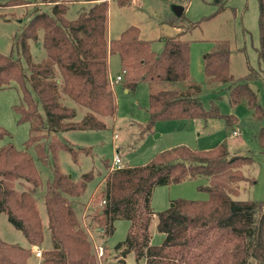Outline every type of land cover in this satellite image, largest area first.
Here are the masks:
<instances>
[{"label": "trees", "instance_id": "16d2710c", "mask_svg": "<svg viewBox=\"0 0 264 264\" xmlns=\"http://www.w3.org/2000/svg\"><path fill=\"white\" fill-rule=\"evenodd\" d=\"M34 1L53 5L50 11L36 7L23 31L15 37L27 70L19 56L0 52V88L12 82L18 84L21 101L13 108L19 123L30 124L25 149H18L11 142L0 147V214L8 215L29 246L9 243L0 237V264H28L33 247L44 240L43 220L35 196L42 178L28 150L30 146L36 148L42 162L48 163L50 155L53 160V177L47 182L43 196L52 248L42 250V263L100 264L74 207L75 199L85 193L93 180L94 171L85 172L78 179L64 173L57 152L64 149L75 161L78 153L71 143L60 142L53 135L72 129H101L105 122L96 114H116L109 56L119 55L118 75L127 90L135 91L141 82L149 85L146 131L158 121L222 118L231 134L239 126V119L235 114L222 113L217 101H212L208 109L204 107L201 87L191 79L190 41L178 36L164 37L163 49L157 52L150 40L141 38L136 25L109 39L108 0H95L75 19L66 17L68 0H9L0 5L17 6ZM119 1L123 4L125 0ZM258 6L257 54L262 68L250 67L244 77L235 79L230 71V46L226 41H218L205 55L204 72L210 84L227 86L232 105L245 103L252 110L254 121L259 123L255 138L264 154V106L249 84L257 79L264 84V0H258ZM223 8L219 6L216 13ZM40 30L44 32L47 58L37 63L30 53L29 40L38 41ZM62 94L90 112L81 121H74L77 111L63 104ZM8 134L0 125V139ZM253 162L250 156L231 154L224 141L210 149L179 145L157 153L147 164L112 168L97 194L100 202L94 221L104 234L111 235L117 219L130 220L129 233L118 247L124 256L135 252L137 259H145V264H248L250 259L255 264H264V199L236 200L216 185L201 186L209 194L206 199L177 198L173 206L159 212L151 204L157 186L226 171L230 180L238 183L247 179L242 167ZM105 164L110 168L108 162ZM156 214L157 229L166 234L159 245L151 244L149 231Z\"/></svg>", "mask_w": 264, "mask_h": 264}, {"label": "rangeland", "instance_id": "374dc122", "mask_svg": "<svg viewBox=\"0 0 264 264\" xmlns=\"http://www.w3.org/2000/svg\"><path fill=\"white\" fill-rule=\"evenodd\" d=\"M9 0H0V4ZM68 0V19H75L80 11L88 10L94 0ZM224 3H222V2ZM75 2V3H74ZM108 37L117 38L130 25L140 28L141 38L152 42L153 50L161 52L164 46L163 38L178 36L190 41L191 45V79L201 87V98L205 108H210L212 101H217L220 111L224 114H235L239 119L236 133L228 134L225 121L222 118L210 119H180L158 121L151 130L146 131L149 122V85L141 82L135 91H129L124 81L112 82L117 112L114 116H101L105 122L101 129H72L55 133L53 136L60 142L71 143L77 150L78 160L73 155L60 149L57 152L58 164L61 170L74 179L94 171V178L88 183L85 193L78 199L85 201L78 205L79 219L82 226L89 230L88 234L96 256L102 247L104 253L98 259L102 264H145V259H137L135 252L122 255L119 243L124 241L129 233L131 221L117 219L115 230L111 235L104 234L94 221L95 210L100 202L98 192L104 186L107 172L112 169L113 158L118 154L122 166H139L147 164L160 152L179 145H187L196 149H210L226 141L231 154L250 156L252 164L242 167L247 179L235 183L230 180L229 172H221L210 177L189 179L171 185L157 186L153 190L152 208L159 212L169 208L175 199H206L209 194L201 186H221L236 200L264 199V154L255 138L259 123L255 122L252 110L247 104L232 105L229 100L227 86L210 84L205 72V55L210 52L216 42L226 41L231 50L230 71L235 79H241L250 67L260 70L257 48L260 43L258 0H108ZM179 4L185 8L182 17L178 18L172 12V5ZM52 3L32 2L25 5H0V52L6 55L19 56L27 70V63L17 46L16 38L28 22L31 14L37 8L50 11ZM219 6H224L216 13ZM214 14V15H213ZM211 16V17H210ZM209 17V18H207ZM43 30L39 31L38 41L29 40L30 53L33 61L39 63L47 58L43 46ZM20 51V53H19ZM111 78L115 79L121 71V61L118 54L109 56ZM59 76V72L57 71ZM125 80V79H124ZM257 93L259 102L264 106V84L261 79L249 82ZM21 101L18 84L12 82L6 88H0V125L9 134L0 139V147L9 142L18 149H25V142L30 136V124L19 123L18 115L13 106ZM61 101L77 111L74 121H81L90 109L76 103L69 96L63 95ZM264 124V119L262 120ZM88 150V153L84 151ZM35 165L40 172L42 185L36 191L38 208L44 218V240L41 251L52 248V239L48 226V215L44 202L47 182L53 177V160L42 162L34 146L29 147ZM106 162L110 164L107 168ZM86 213V216L83 214ZM157 214L152 217L149 231L151 244L159 245L166 234L157 229ZM86 226V227H85ZM0 237L9 243L27 247L29 242L21 230L9 220L6 213L0 214ZM122 250V251H121ZM42 257V256H41ZM28 264H43L42 259L34 251ZM248 264H255L250 259Z\"/></svg>", "mask_w": 264, "mask_h": 264}, {"label": "built area", "instance_id": "2783aa9c", "mask_svg": "<svg viewBox=\"0 0 264 264\" xmlns=\"http://www.w3.org/2000/svg\"><path fill=\"white\" fill-rule=\"evenodd\" d=\"M122 79V77L120 75H118L115 79H112L114 82L120 81ZM236 133V131L233 132V134ZM122 159L121 157L116 154L113 158V162H112V168H121L122 165ZM33 251L35 253L36 256L41 257L42 256V251L38 246L33 247ZM104 253V249L101 247L100 250L98 251V255L97 256L99 259L101 258L102 254ZM100 264H102L101 262H99Z\"/></svg>", "mask_w": 264, "mask_h": 264}, {"label": "crops", "instance_id": "0c3cea01", "mask_svg": "<svg viewBox=\"0 0 264 264\" xmlns=\"http://www.w3.org/2000/svg\"><path fill=\"white\" fill-rule=\"evenodd\" d=\"M88 1V0H87ZM95 1V0H94ZM75 2H78V3H82V2H84L83 0H77V1H75ZM74 2V3H75ZM81 12V11H80ZM79 12V13H80ZM110 71V70H109ZM110 76H111V73H110ZM118 76V75H117ZM83 202H85V201H80L78 198H76L75 199V202H74V207H75V209H76V211H77V214H78V216L80 215L79 214V209L77 208L78 207V205H81ZM41 213V212H40ZM87 214L86 213H84L83 214V216H86ZM42 220H43V226L45 227V222H44V218H42ZM80 220H81V218H80ZM82 222V221H81ZM86 227V226H85ZM87 231V233H88V231L89 230H86ZM41 258V257H40Z\"/></svg>", "mask_w": 264, "mask_h": 264}, {"label": "water", "instance_id": "95a60500", "mask_svg": "<svg viewBox=\"0 0 264 264\" xmlns=\"http://www.w3.org/2000/svg\"><path fill=\"white\" fill-rule=\"evenodd\" d=\"M171 9H172V12H173L178 18L182 17V15H183V13H184V10H185V8H184L183 6H181V5H179V4H174V5H172ZM173 204H174V203H172L171 206H173Z\"/></svg>", "mask_w": 264, "mask_h": 264}]
</instances>
